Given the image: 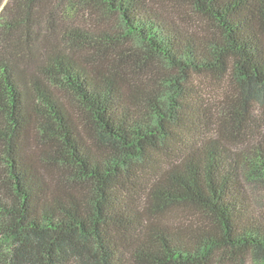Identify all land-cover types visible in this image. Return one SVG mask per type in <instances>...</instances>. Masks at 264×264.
<instances>
[{"label":"trees","instance_id":"trees-1","mask_svg":"<svg viewBox=\"0 0 264 264\" xmlns=\"http://www.w3.org/2000/svg\"><path fill=\"white\" fill-rule=\"evenodd\" d=\"M185 1L221 36L189 32L148 0H0V216L11 246L0 264H213L222 251L264 264V219L243 185L264 182L263 134L243 156L216 142L169 156L193 74L227 82L242 135L264 104L254 93L264 90V0ZM82 9L116 15L123 33L59 18ZM130 41L144 60L124 50ZM56 90L75 98L86 133ZM173 206L216 226L166 225L158 216Z\"/></svg>","mask_w":264,"mask_h":264},{"label":"rangeland","instance_id":"rangeland-1","mask_svg":"<svg viewBox=\"0 0 264 264\" xmlns=\"http://www.w3.org/2000/svg\"><path fill=\"white\" fill-rule=\"evenodd\" d=\"M150 5L157 8L164 15L171 17L181 27L189 32H194L199 36L216 35L221 36L220 30L208 18L197 14L194 7L185 0H148ZM100 16L99 21L87 9H82L70 16L60 15L67 24H76L88 31L99 32L104 27L111 35L120 36L123 30L120 20L116 15L106 14L99 10L95 12ZM66 17L68 19H66ZM101 27V28H100ZM124 50L128 54H135L142 60L146 58L145 51L138 44L129 42ZM148 63L156 67L159 74H168L170 70L156 60H149ZM185 104L187 106L186 119L180 124L182 138L178 143L169 145L171 159L180 158L184 152L200 148L203 144L216 142L219 146L225 147L232 153L243 156L245 152H250L260 143V135L264 136V104L256 103L254 107V120L247 125L249 128L242 135L243 128L239 125L241 114L240 105L234 98L233 90L228 87L227 82L222 78L211 74H193L189 84ZM78 127L84 131L82 122L85 115L78 105L75 98L67 92L56 90ZM254 93L264 95V90H255ZM257 102V101H256ZM86 140L92 144L88 134H85ZM264 141V140H263ZM165 153V151L163 152ZM162 153L161 160L166 162ZM151 174L144 172L137 180L139 188L148 184ZM247 198L251 203L258 218L264 219V182L250 181L245 179L243 182ZM123 194L122 199L131 201L140 210H145L146 202L143 198H138L136 194ZM140 195V194H139ZM150 219V215H147ZM158 218L166 225L171 227H184L193 224H206L212 227L216 226L212 215L202 210L186 206H173L166 209ZM6 221L0 216V256L6 259L11 252V246L6 243L1 236V226ZM93 255L97 254L95 248ZM213 264H257L250 253L241 254L239 252H218Z\"/></svg>","mask_w":264,"mask_h":264}]
</instances>
